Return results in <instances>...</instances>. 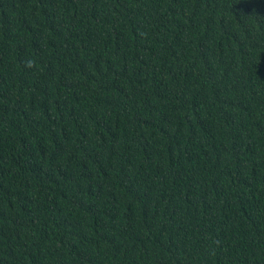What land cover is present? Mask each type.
Segmentation results:
<instances>
[{
  "label": "trees",
  "instance_id": "trees-1",
  "mask_svg": "<svg viewBox=\"0 0 264 264\" xmlns=\"http://www.w3.org/2000/svg\"><path fill=\"white\" fill-rule=\"evenodd\" d=\"M0 264H264V0H0Z\"/></svg>",
  "mask_w": 264,
  "mask_h": 264
}]
</instances>
